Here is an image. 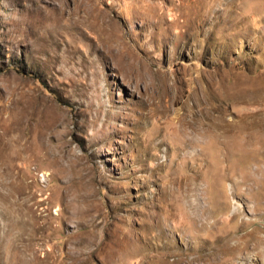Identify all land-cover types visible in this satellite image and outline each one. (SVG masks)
Masks as SVG:
<instances>
[{
    "label": "rangeland",
    "instance_id": "rangeland-1",
    "mask_svg": "<svg viewBox=\"0 0 264 264\" xmlns=\"http://www.w3.org/2000/svg\"><path fill=\"white\" fill-rule=\"evenodd\" d=\"M0 264H264V0H0Z\"/></svg>",
    "mask_w": 264,
    "mask_h": 264
},
{
    "label": "bare ground",
    "instance_id": "bare-ground-1",
    "mask_svg": "<svg viewBox=\"0 0 264 264\" xmlns=\"http://www.w3.org/2000/svg\"><path fill=\"white\" fill-rule=\"evenodd\" d=\"M197 131V130H196Z\"/></svg>",
    "mask_w": 264,
    "mask_h": 264
}]
</instances>
